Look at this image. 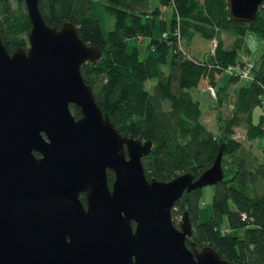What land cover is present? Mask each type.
<instances>
[{
    "label": "water",
    "instance_id": "1",
    "mask_svg": "<svg viewBox=\"0 0 264 264\" xmlns=\"http://www.w3.org/2000/svg\"><path fill=\"white\" fill-rule=\"evenodd\" d=\"M227 2L249 22L262 0ZM24 3L28 45L9 51L0 38V264H238L187 244L188 210L172 219L184 191L223 178L224 144L198 175L147 177L152 141L119 131L81 74L101 48L70 20L46 23L38 0Z\"/></svg>",
    "mask_w": 264,
    "mask_h": 264
},
{
    "label": "trees",
    "instance_id": "2",
    "mask_svg": "<svg viewBox=\"0 0 264 264\" xmlns=\"http://www.w3.org/2000/svg\"><path fill=\"white\" fill-rule=\"evenodd\" d=\"M171 1L167 28L162 7ZM160 2L150 8L149 0H38V6L46 23L70 20L85 42L101 48L98 58L80 64L81 74L119 131L152 141L141 156L147 177L169 180L183 171L198 175L224 144V176L213 184L212 214L199 220L202 186L184 191L173 204L172 219L179 225V216L188 210L193 223L188 245L194 240L238 264H264V110L254 114L257 105L264 106V48L252 60L251 78L235 70L246 58L239 56L246 32L254 30L264 40V0L249 22L232 19L227 0ZM107 18L113 24L103 32L101 21ZM157 20L159 34L153 33ZM178 20L180 36L175 33ZM29 27L24 0H0V38L9 51L26 46ZM223 31L235 34L231 44L225 45ZM197 34L218 38L206 58L189 52ZM221 74L225 77L219 82ZM204 77L217 88L218 134L204 121L200 99L191 91ZM229 96L231 111L223 114L220 106ZM70 110L79 114L73 103ZM237 126L245 128L248 146L235 136ZM253 142L260 153L253 151ZM112 176L108 169L109 183Z\"/></svg>",
    "mask_w": 264,
    "mask_h": 264
},
{
    "label": "rangeland",
    "instance_id": "3",
    "mask_svg": "<svg viewBox=\"0 0 264 264\" xmlns=\"http://www.w3.org/2000/svg\"><path fill=\"white\" fill-rule=\"evenodd\" d=\"M157 5H161L160 0H149V6L150 8L156 7ZM162 17L166 20V26L169 28L171 17L173 16V6L172 1L171 3L165 4L162 7ZM159 20H157V23L155 27H153V33L159 34L160 26L158 24ZM113 24L112 18H107L105 23L101 21V26L103 32H106V29L111 28ZM221 36L224 39L225 45L231 44L233 41L235 34H232L228 31H223L221 33ZM246 42L244 43L243 49H239V56L243 57L245 56L250 61H257L260 58V54L262 49L264 48V40L260 39L257 32L254 30H248L245 35ZM145 41V39H144ZM218 41V38H210L205 39L200 35H195V37L192 39V41L188 45V49L190 54L196 56L199 58H206L208 57L211 50L216 46V43ZM28 45V41L27 44ZM248 47V48H247ZM221 74L219 76V82L225 77ZM245 81V79H243ZM239 82H236L238 84ZM233 83V86L235 87ZM216 85H212L211 82H209L205 77L200 79L199 84L196 88H192V94L194 97H199L200 103L203 106V114L202 117L206 124L214 130L216 134L219 133V127L216 117V93L217 88H215ZM232 107V97L229 96L228 99H226L225 102L220 106V109H222L223 114H228L231 111ZM264 110V106L257 105L254 108V114L257 117L258 113ZM235 136L243 141L247 146L249 144V141L245 138V128L243 126H237L235 128ZM253 151L256 153H260L259 147L256 145V142H253ZM213 185L207 184L202 187V200L200 204V210H199V220H203L207 218L209 215L213 212L212 207V194H213ZM183 214V213H182ZM182 216V215H181ZM180 221V220H178Z\"/></svg>",
    "mask_w": 264,
    "mask_h": 264
},
{
    "label": "built area",
    "instance_id": "4",
    "mask_svg": "<svg viewBox=\"0 0 264 264\" xmlns=\"http://www.w3.org/2000/svg\"><path fill=\"white\" fill-rule=\"evenodd\" d=\"M178 26H179V20H178L177 27L175 29L176 30L175 33L177 34V36H180V30ZM166 34H167V31H164L163 35H166ZM252 67H253V62L245 58L242 63L235 65V70L238 72V75L240 77L251 78L252 77V74H251ZM179 219L181 220V216H179Z\"/></svg>",
    "mask_w": 264,
    "mask_h": 264
},
{
    "label": "flooded vegetation",
    "instance_id": "5",
    "mask_svg": "<svg viewBox=\"0 0 264 264\" xmlns=\"http://www.w3.org/2000/svg\"><path fill=\"white\" fill-rule=\"evenodd\" d=\"M112 171V170H111ZM107 172H108V169H107ZM112 174H113V171H112ZM108 178V177H107ZM112 178H113V176H112ZM112 180V179H111ZM108 182H109V180H108ZM111 183V182H110ZM109 183V184H110ZM132 222V226L134 225V221H131Z\"/></svg>",
    "mask_w": 264,
    "mask_h": 264
},
{
    "label": "crops",
    "instance_id": "6",
    "mask_svg": "<svg viewBox=\"0 0 264 264\" xmlns=\"http://www.w3.org/2000/svg\"><path fill=\"white\" fill-rule=\"evenodd\" d=\"M225 76V75H224Z\"/></svg>",
    "mask_w": 264,
    "mask_h": 264
}]
</instances>
